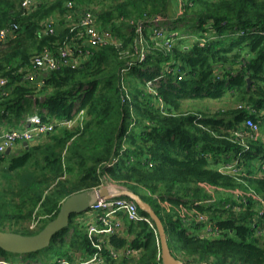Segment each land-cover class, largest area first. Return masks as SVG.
I'll return each instance as SVG.
<instances>
[{
  "label": "trees",
  "instance_id": "1",
  "mask_svg": "<svg viewBox=\"0 0 264 264\" xmlns=\"http://www.w3.org/2000/svg\"><path fill=\"white\" fill-rule=\"evenodd\" d=\"M69 1L78 8L106 0H42L30 13H23L21 0H0V25H20L17 37L0 51V77L8 79L10 91L0 96V125L17 127L35 112L52 121L74 119L84 111L73 126L57 125L45 140L0 155V177L7 179L0 181V228L35 234L71 194L114 183L149 202L167 233L169 226L174 229L168 241L185 263L264 264V216L254 220L252 194H264V168L258 165L264 142L251 140L245 149L235 134L248 129L249 117L261 122L264 110V0H111L96 9L98 25L110 27L120 44L95 50L80 67L45 73L38 88L25 75L37 52L45 46L56 50L70 34L64 17ZM57 13L62 17L56 32L40 36L43 23ZM156 14L167 18L176 37L172 50L151 48L143 62L123 73L129 60L124 52L134 50L138 35L130 20ZM156 78L151 91L147 82ZM227 94L238 96L243 106L213 115L181 108L185 99ZM226 163H236L243 173L220 171ZM220 188L233 193L216 196ZM236 190L246 194L239 209ZM186 209L207 214L218 234L198 232L206 222L188 214L185 219L181 211ZM75 214L47 247L45 258L56 254L53 264L74 259L79 251L92 252L85 225L74 222ZM123 217L131 238L115 234L110 242L140 254L118 264L162 262L155 228ZM34 219L41 224L30 230ZM5 253L0 247L3 264L13 263L1 257Z\"/></svg>",
  "mask_w": 264,
  "mask_h": 264
},
{
  "label": "built area",
  "instance_id": "2",
  "mask_svg": "<svg viewBox=\"0 0 264 264\" xmlns=\"http://www.w3.org/2000/svg\"><path fill=\"white\" fill-rule=\"evenodd\" d=\"M41 0H21L20 6L23 13H30L37 9ZM68 11L64 14L66 17V25L70 27V34L67 39L59 44L56 50L49 46L37 52L31 61L28 72L25 75V80L38 88L45 83V73L62 67L77 68L82 66L94 53L95 50L107 46L111 43L120 44V38L113 32L110 27H101L98 25V14L96 7L92 5L82 4L78 8L75 7V2L69 1L67 4ZM62 17V16H61ZM61 17H51L43 23V26L38 30V34L48 35L54 34L57 26L60 25ZM130 23L136 25L137 37L133 51L126 50L125 56L129 58L128 66L123 68L125 73L132 65L143 62L151 48H162L166 51L172 50L176 37L169 29L167 18L162 14L146 16L142 19H132ZM20 25L18 22L12 21L7 25H0V51L5 46L9 38H15L18 35ZM201 45L205 44L203 39H198L191 36ZM159 78L149 80L147 83L152 85L159 82ZM8 79L0 77V96L8 95ZM129 96L128 92L126 97ZM239 104L238 107H242ZM84 111H81L74 119H54L52 121H44L41 114L35 112L29 115L21 125L17 127H9L0 125V155H4L8 148L14 150L17 144L24 147V142H36L37 140L46 138L55 130L57 125L71 127L78 119L83 120ZM247 126L246 131L235 132L237 140L245 146V149L250 148L251 140H260V121H255L251 117L245 121ZM258 165L264 168V159L259 161ZM219 170L224 173L241 174L243 171L236 163H226L219 167ZM254 195V220L264 216V194L252 192ZM235 199L237 209L242 208L240 204L246 200L245 192L241 190L235 191ZM229 204V203H228ZM91 218L88 221H82L85 225L87 236L91 242L92 252L86 254H78L76 258H61L57 264H115V261L123 257H135L140 254V250L133 247L118 248L111 244L110 238L112 235L119 234L124 228V222L119 213L125 214L133 221H147L152 227L155 224L150 216H145L141 213L138 203L126 196L117 195L113 198H99L96 204L90 207ZM190 217L199 222H206L204 233L218 234V227L215 222L211 221L207 214L194 212ZM187 219L188 215H184ZM189 219V218H188ZM157 232V231H156ZM161 256V255H160ZM160 258V257H159ZM0 263H6L0 260ZM159 264H163L160 262Z\"/></svg>",
  "mask_w": 264,
  "mask_h": 264
},
{
  "label": "water",
  "instance_id": "3",
  "mask_svg": "<svg viewBox=\"0 0 264 264\" xmlns=\"http://www.w3.org/2000/svg\"><path fill=\"white\" fill-rule=\"evenodd\" d=\"M251 82V79L248 78V89L251 87ZM24 145L29 147V142L25 141ZM11 153V148H8L5 152L6 155H10ZM117 195L129 196L138 203L142 210H145L149 214L155 224L160 239L163 264H189L174 255L168 241L166 226L162 218L149 202L143 200L139 194L125 187H122L118 192H114L111 191L108 185L85 189L68 196L63 201L57 216L35 234H23L0 228V247L8 252L19 254H26L45 249L51 244L53 237L59 231L69 226L70 218L73 213L81 214L93 204H96L99 198L110 199ZM198 264L210 263L203 262Z\"/></svg>",
  "mask_w": 264,
  "mask_h": 264
},
{
  "label": "rangeland",
  "instance_id": "4",
  "mask_svg": "<svg viewBox=\"0 0 264 264\" xmlns=\"http://www.w3.org/2000/svg\"><path fill=\"white\" fill-rule=\"evenodd\" d=\"M95 3L94 6L97 7V9H100L102 7V5H108V3L111 2V0H106L105 3H99L97 1H94ZM175 10H178V6L176 4L175 6ZM127 31V29H125ZM27 46H31V43L28 41L27 42ZM44 98H41V101H43ZM240 102V99L238 98V96L236 95H231V94H227L225 97H223L222 99H210V98H205V99H185L182 101L181 104V108L182 110L185 111H192V112H196V113H203V114H210L213 115L218 111H225L228 109H234L238 103ZM40 108H36V110H38ZM259 137L260 140L262 142H264V110L262 113V118H261V126H260V133H259ZM250 145V144H249ZM15 150V147H14ZM0 181L1 182H5L7 181V179L2 176L0 177ZM233 193L231 188H220L218 193L216 194V196H218L219 194L223 197H228ZM217 198V197H216ZM91 208H88L86 211L82 212L81 214H75V216L73 217L74 222L76 223L78 220H82V221H88L90 220L91 216V212H90ZM41 224V222L39 220H32L29 224V228L30 230L33 229H37L39 227V225ZM26 228V227H25ZM205 229V226H203L200 229H198L199 231H203ZM168 235L174 237L175 236V231L174 229H172L170 226L168 228ZM67 238H69V235H67ZM48 248L34 252V253H29V254H19V253H5L2 254L1 257H4L6 260H11L13 261V263L11 264H22V263H32V264H53L54 262L57 261V257L56 254H52L49 253L51 256L49 258H45L46 254L48 252ZM28 260H27V259ZM36 259V260H35ZM10 264V263H8Z\"/></svg>",
  "mask_w": 264,
  "mask_h": 264
},
{
  "label": "crops",
  "instance_id": "5",
  "mask_svg": "<svg viewBox=\"0 0 264 264\" xmlns=\"http://www.w3.org/2000/svg\"><path fill=\"white\" fill-rule=\"evenodd\" d=\"M42 1V0H41ZM87 5H92V6H94V4H87ZM96 7V6H95ZM97 8V7H96ZM62 15H60L59 13H57L56 15H55V17L57 18V17H61ZM20 125H21V123H20ZM19 126V125H18ZM46 138H43V139H40V140H37L36 142H38V141H43V140H45ZM35 142V143H36ZM30 143H33V142H30ZM22 145H20V144H17L16 145V147H15V150H12V151H21L22 150ZM109 187H110V189H111V191H114V192H118V191H120L121 190V186L120 185H118V184H107ZM182 213V215H186V214H188V215H192L193 214V210H189V209H186V210H182L181 211ZM119 215H120V217L122 218V220H123V222H124V217L123 216H126L125 214H123V213H119ZM204 231L205 230H203V231H201L200 233H204ZM158 234V233H157ZM119 235H121V236H125V237H128V238H131V235H129L128 233H127V228L125 227V222H124V228L120 231V233H119ZM168 237H170L169 235H168ZM77 255L78 254H86V250H84V251H79V252H77L76 253ZM119 260L120 259H118L117 261H115V264H118L119 263Z\"/></svg>",
  "mask_w": 264,
  "mask_h": 264
}]
</instances>
